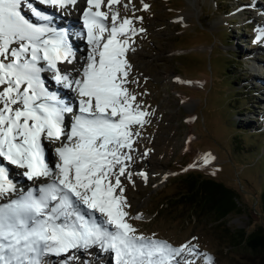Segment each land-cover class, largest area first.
<instances>
[{
  "label": "snow or ice",
  "instance_id": "snow-or-ice-1",
  "mask_svg": "<svg viewBox=\"0 0 264 264\" xmlns=\"http://www.w3.org/2000/svg\"><path fill=\"white\" fill-rule=\"evenodd\" d=\"M36 2L71 15L80 0ZM118 3L86 0L81 22L89 49L86 64L77 68L73 33L53 26L54 15L33 0H0V198L16 191L9 165L28 181L55 177L41 183L38 194L30 189L0 204V264H48V257L67 259L72 250L97 246L113 252L116 264H179L175 258L185 253L200 255L191 242L173 247L137 235L126 219L120 178L131 180L127 162L133 159L129 153L139 135L131 128L142 127L148 113L124 86L131 67L126 59L131 38L144 29L112 11ZM25 4L40 23L22 14ZM102 5L109 11H102ZM148 7L144 4L143 10ZM261 41L264 30L253 42ZM17 42L18 47H11ZM45 71L57 85L76 93L78 110L45 86ZM67 114L72 117L70 130ZM45 139L55 145L57 171L45 162ZM201 159L207 165L213 157L205 154ZM203 259L213 264L211 257Z\"/></svg>",
  "mask_w": 264,
  "mask_h": 264
},
{
  "label": "rangeland",
  "instance_id": "rangeland-1",
  "mask_svg": "<svg viewBox=\"0 0 264 264\" xmlns=\"http://www.w3.org/2000/svg\"><path fill=\"white\" fill-rule=\"evenodd\" d=\"M144 4L149 6L147 10H143ZM112 11L121 18H132L136 29H144L131 38L126 53L131 67L124 86L148 113L142 127L131 128L139 132L129 153L133 159L127 162L131 180L120 178L128 223L146 239L165 241L173 247L195 244L200 255L185 253L175 258L179 264H204L205 255L213 264H264V251L251 249L244 239L257 226H264L260 206L264 186V77L258 73L264 70V41L253 42L258 31L264 30V0H119ZM22 14L37 22L27 4ZM180 15L184 20H177ZM225 31L235 37L230 47L223 37ZM18 46L19 42L11 45ZM82 48L86 55L74 59L77 67L88 55L89 47ZM185 49L191 51L178 55ZM231 51L240 55L234 72L251 76L247 80L258 90L253 94L255 99L243 96L250 99L254 109L239 117L234 108L240 105L231 96L226 74V65L233 62L228 56ZM254 64L259 68L254 70ZM72 67L62 65L63 69ZM253 71L258 76H253ZM46 73L42 72L41 78L54 87ZM233 119L254 121L260 133L240 145L233 136ZM205 154L213 157L207 165L201 159ZM193 164L197 166L190 167ZM189 170L193 176L200 174L234 192L240 212L216 220L210 215H192L190 209L166 207L164 200L179 192L176 181ZM96 216L101 222L105 220L99 213ZM134 216L140 219H132ZM238 232L244 237L234 236ZM67 256L46 259L48 264H116L115 254L98 246L72 250Z\"/></svg>",
  "mask_w": 264,
  "mask_h": 264
},
{
  "label": "trees",
  "instance_id": "trees-1",
  "mask_svg": "<svg viewBox=\"0 0 264 264\" xmlns=\"http://www.w3.org/2000/svg\"><path fill=\"white\" fill-rule=\"evenodd\" d=\"M228 32L225 31L223 37L224 40L226 39V42L228 43L227 46L230 47L235 42V37H231L230 34L228 35ZM228 56H230L233 61H230L229 64L226 65V74L228 75L227 77L230 81L229 91L233 92L231 96L235 97L236 102L240 105L239 109L234 108V110L236 111V117H239L243 112H249L250 110L252 111V109H254L249 103L250 99H247L243 96H251V98H254L256 92L254 86H251V84L247 80V78H249V75L247 77H245L244 74L239 76L232 69L236 68V66H234L236 63H238L236 60L240 58L238 52L231 51V53H228ZM228 71L231 72L228 73ZM237 80H239V82ZM234 83H237V85L233 86ZM233 121V136L238 138V140L240 141V145H245L243 144L244 139H252L255 134L260 133V127L258 126V124H255L254 121L245 122L243 120L236 121L234 119ZM261 153V158L264 159V152ZM181 175L183 176L179 178V181H176L180 190L175 195L170 196L164 200L166 207H178V209L184 208V210L190 209L192 215H210L213 216V218L216 220L223 219L225 218V216L231 213L237 214L240 212L239 208L235 205V202L233 200L234 192H230L229 190L224 189L220 185L212 182L213 180L202 177V175L200 174H198L197 177L193 176L190 170L182 173ZM196 187H199L198 189L202 190L200 194L198 193V190H196ZM260 197L262 217L264 218V186L261 190ZM160 207L162 208V205H160ZM179 210L183 211L182 209ZM237 235L240 238L244 237V233L242 232H238L234 236ZM244 239L245 244L251 249L264 251V226H257L251 233L246 235Z\"/></svg>",
  "mask_w": 264,
  "mask_h": 264
},
{
  "label": "bare ground",
  "instance_id": "bare-ground-1",
  "mask_svg": "<svg viewBox=\"0 0 264 264\" xmlns=\"http://www.w3.org/2000/svg\"><path fill=\"white\" fill-rule=\"evenodd\" d=\"M36 7H38L37 5H35ZM38 8H40V7H38ZM41 9V8H40ZM77 9V8H76ZM41 10H44V11H47V12H49L50 14H52V15H54L56 18H55V20H54V22H53V26H55V27H57V28H62V29H74L75 28V26H73V24H70V23H72V22H69V21H64V20H62L60 17V15L59 16H57L58 14L54 11V9H45V8H42ZM54 13V14H53ZM67 17H69V16H66V18ZM71 17V16H70ZM32 18V17H31ZM72 18H75V16H72L71 17V19ZM33 19V18H32ZM66 20H68V19H66ZM31 22H33V21H31ZM33 23H37V22H33ZM73 47V46H72ZM81 46L80 45H76V49H79ZM73 49H74V47H73ZM79 52V54H81V55H84V51H83V49H82V47H81V50H79L78 51ZM43 61H41V64L43 65ZM77 67V66H76ZM77 68H79V67H77ZM263 73V72H262ZM74 74H76L75 72H74ZM44 82H45V85L47 86V87H50V85H49V82L47 81V80H45L44 79ZM53 85H55L54 83H53ZM59 96H60V98H62L63 100H65L66 102H70L71 104H73L74 105V103H73V100H72V91H70V90H68V89H65V90H63V89H61L60 87H57V91H55ZM75 95H76V93H75ZM78 100V98H76V101ZM66 120H68V117L66 118ZM46 147H47V150H48V153L49 154H51V152H52V149H51V147L49 148V145H46ZM50 166V168L53 170V171H57L56 169H55V164H49ZM45 180H48V178H40V180H37V181H34V184H36V185H38V184H40V183H42V181H45ZM161 182V181H160ZM155 186V185H154ZM12 195H14V193H9V194H7V197L9 198V197H12ZM5 200V199H4Z\"/></svg>",
  "mask_w": 264,
  "mask_h": 264
},
{
  "label": "water",
  "instance_id": "water-1",
  "mask_svg": "<svg viewBox=\"0 0 264 264\" xmlns=\"http://www.w3.org/2000/svg\"><path fill=\"white\" fill-rule=\"evenodd\" d=\"M177 20H178V21H182V20H184L183 15L178 16V17H177ZM177 24H178V23H177ZM189 51H191V49H190V50H186V49H185V50H179V51H178V55H181V54L186 53V52H189Z\"/></svg>",
  "mask_w": 264,
  "mask_h": 264
}]
</instances>
